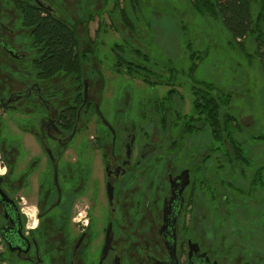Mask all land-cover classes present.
<instances>
[{
	"label": "flooded vegetation",
	"instance_id": "af4514ba",
	"mask_svg": "<svg viewBox=\"0 0 264 264\" xmlns=\"http://www.w3.org/2000/svg\"><path fill=\"white\" fill-rule=\"evenodd\" d=\"M32 9L73 27L64 0H0V264H264V194L218 187L211 143L174 158L156 125L136 139L120 113L109 123L106 76L75 25L81 89L72 71L43 73ZM92 121L107 133L74 141Z\"/></svg>",
	"mask_w": 264,
	"mask_h": 264
},
{
	"label": "rangeland",
	"instance_id": "374dc122",
	"mask_svg": "<svg viewBox=\"0 0 264 264\" xmlns=\"http://www.w3.org/2000/svg\"><path fill=\"white\" fill-rule=\"evenodd\" d=\"M64 1L65 8L73 12V26L77 27L80 37L88 39L89 47L95 50L106 76L99 106L102 115L109 123L115 124V118L120 113L124 122L129 123V126L133 125L136 139L141 135L138 126L141 102L154 95L162 96L168 86L157 84L153 87L139 78L112 72L110 67L114 58L113 46L124 44L127 40L158 66L166 64V59H171L181 71L173 87L182 96L183 112L191 110V87L194 85L190 77L183 73L186 72L188 63L185 44L190 41L197 50L207 47L209 55L198 66L196 75L199 79L214 82L220 89L232 94L230 111L237 116L244 128L240 139L249 160L243 165L245 171L242 170V174L245 179L242 178V181L253 177L255 167L264 163V74L256 59L251 60V57L243 56L232 49L220 26L194 15L187 0H137L134 5L128 0H119L133 24L132 29L126 28L122 22L119 11L114 7V0H88L86 20L85 15H81L80 9H77L81 5L80 0ZM100 23L102 29L99 30ZM246 49L251 54L253 42L247 41ZM92 90L94 91L93 87ZM126 95L130 106L125 110L121 100ZM147 106L144 111H147ZM101 130L107 133L105 126L92 121L77 133L74 141L95 143ZM172 130V133L169 131L163 134L169 141L176 136L177 130ZM205 136V133L200 134L198 139L194 138L188 143L200 142L201 148H204ZM257 136L260 137L256 138ZM97 172H101V166ZM229 174L231 175V170ZM262 178L263 181L253 184V189L264 194V171Z\"/></svg>",
	"mask_w": 264,
	"mask_h": 264
},
{
	"label": "trees",
	"instance_id": "16d2710c",
	"mask_svg": "<svg viewBox=\"0 0 264 264\" xmlns=\"http://www.w3.org/2000/svg\"><path fill=\"white\" fill-rule=\"evenodd\" d=\"M128 1L131 5L137 3V0ZM187 1L194 15L201 20L206 19L220 26L224 31L227 44L232 49L243 56L251 57V60L256 59L264 74V0ZM114 4L126 28L132 29L133 24L128 18L124 5H121L119 0H114ZM33 10L28 12L35 14L32 17V21L37 22L35 33L46 39L47 46L45 64H40L41 70L47 75L65 69L72 71L74 87L79 85L81 89V74L86 61L83 52L78 51L79 39L75 26L71 28L50 15L42 17L39 12ZM101 27L102 23L99 24L98 29H102ZM249 40L253 42L251 54L246 49V42ZM185 48L188 63L186 72L183 73H186L194 82V85H191L192 99L189 112L182 111V96L173 87L181 71L171 59H166V64H159L160 66L153 64L141 49L131 46L126 40L124 44L113 46L114 58L110 69L112 72L139 78L149 86L167 85L168 88L162 96L154 95L141 102L138 126H143L145 130L152 124L156 125L160 138L171 144L170 155L174 158L186 155L183 150H180L179 143L185 144L194 138L198 139L200 134L205 133L204 143H211L213 151L211 155H215L217 159L216 173L220 183L218 187L241 190L244 182L242 170L245 171L243 165H246L249 160L240 139L244 128L237 116L230 111L233 96L230 92L220 89L214 82L197 77L198 66L208 57L209 49L207 47L203 50L194 49L190 41L186 42ZM69 60L71 64H65ZM251 60L249 59V62ZM146 105H148L147 111H144ZM167 129L171 131H168L169 133H172V129L177 130L176 136L171 141L163 136ZM258 137L260 136L256 138ZM161 155L158 153V156ZM229 170H231L232 178L227 180L225 176L229 174ZM263 171L264 163L255 167L252 172L253 177L248 179L249 189H253L256 183L263 181Z\"/></svg>",
	"mask_w": 264,
	"mask_h": 264
}]
</instances>
